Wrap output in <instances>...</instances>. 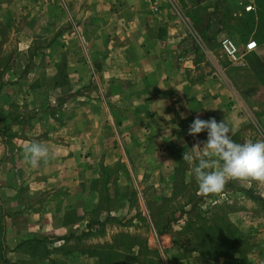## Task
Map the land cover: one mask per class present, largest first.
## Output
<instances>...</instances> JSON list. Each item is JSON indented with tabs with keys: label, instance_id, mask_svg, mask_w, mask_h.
I'll list each match as a JSON object with an SVG mask.
<instances>
[{
	"label": "rangeland",
	"instance_id": "1",
	"mask_svg": "<svg viewBox=\"0 0 264 264\" xmlns=\"http://www.w3.org/2000/svg\"><path fill=\"white\" fill-rule=\"evenodd\" d=\"M239 1L240 4L233 5L228 0H218L207 39L203 40L193 28L201 40L200 46L173 12L172 23L183 30L180 64L193 62L200 74L210 77L213 93L224 100L228 98L229 113L213 118L218 122L224 120L232 128V139L237 143L264 141V0ZM9 6L6 10L14 19L0 20V66L7 59L17 65L26 64V68L17 70L21 79L31 77L26 85L40 83L47 89L62 77L72 80L80 76L73 64L69 69L62 66L66 60L82 59L89 77L79 90L72 80L68 94L56 92L54 87L46 98L34 95L30 102L22 101L20 110L10 103L6 109L13 114L17 111L23 118L22 126L28 127L22 135L24 131L30 135V126L36 127L35 134H40L45 126L57 125L59 117L70 107L74 110L102 104V112L106 113L107 99L96 80L97 59L88 48L86 35L95 40L91 17L107 12L108 7L101 9L97 0H15ZM246 7L251 10L246 12ZM110 11L106 16L113 18ZM224 36L232 38L240 49L252 39L257 49L243 55L240 64L231 65L219 48ZM196 47L198 52L187 51ZM2 77L1 74L0 88ZM18 85L20 89L25 87ZM4 116L0 112V124ZM190 125L171 132L166 125L169 139L151 140L143 163L142 152L137 148L131 149L133 162L129 164L121 162L122 155L118 162H109V154H105L109 149H98L103 155L101 163H87L84 173L79 174V178H87L86 182L70 180L81 184L69 196L66 190L73 188H64V180H44L45 185L39 184L43 188L38 189L37 180L24 176L20 170L15 174L13 171L19 168L14 162L20 156L21 145L13 134L4 136L0 132V163L8 161L10 173L7 181L0 176L3 241L8 247V261L98 264L91 251L106 248L105 253H113L114 258L116 255L121 264H264V205L239 191L249 190L264 199V183L232 180L222 193L201 194L192 174L196 161L189 163L183 156L194 146L203 147L207 132L190 136ZM111 135L115 138L112 129L102 132L103 137ZM142 135L136 133L138 139ZM85 183L89 194L81 189ZM107 217V224L97 227L95 222L101 223ZM166 219L171 220L172 234L159 237L155 221L162 225ZM71 234L84 235L81 240H62ZM35 239H46L47 243H31L16 249L20 243Z\"/></svg>",
	"mask_w": 264,
	"mask_h": 264
},
{
	"label": "crops",
	"instance_id": "2",
	"mask_svg": "<svg viewBox=\"0 0 264 264\" xmlns=\"http://www.w3.org/2000/svg\"><path fill=\"white\" fill-rule=\"evenodd\" d=\"M97 1L101 9L108 7V11L91 17L96 30L93 35L95 40H90L86 35L87 31L85 35L88 48L97 59L94 63L98 74L96 80L99 90L105 93L107 99V115L102 112V104L91 108L84 105L81 109L78 107L74 110L70 107L59 117L57 125L45 126L46 129L40 134H35L36 127L31 129L30 126V135L25 134V131L22 135L23 129L28 127L22 126L23 118L17 111L13 114L6 109L10 103L16 104V108L20 110L23 108L22 101L30 102L34 95L46 98L50 90H55L54 87H57L56 92L68 94L73 85L72 80L79 90L88 82L89 77L84 71L86 68L82 59L66 60L62 66L69 69L73 64L72 67L80 70L77 71L80 76L72 80L62 77L61 81L51 82L52 88L47 89L39 86L40 83L35 86L26 85L31 77L21 79V75L17 73L20 68H26V64L17 65L15 61L7 59L0 66V75L3 76L0 112L5 114L0 132L4 136L13 134L21 145L20 156L14 162L19 169L13 172L17 174L20 170L24 176L37 180L38 189L43 188L39 184L45 185L44 180H64L67 182L63 183L64 188H73L66 190L68 196L74 194L73 191L80 187L79 184L86 182L87 178H79V174L84 173L87 163H101L103 155L98 153V149H109L105 151V154H109V162H118L122 155L124 158H121V162L129 164L133 162L130 151L137 148L142 152L140 156H143V163L145 152L151 147V140L153 142L156 137L157 140L161 137L165 141L169 139L168 131L180 130L179 127L190 125L197 118L206 121L208 117L212 119L214 115L229 113L228 98L225 97L224 100L213 93L212 82L208 80L210 77L200 74L193 62L180 64L179 44L183 30L179 31L172 23L174 13L182 24H185V19L193 26L199 36L208 34L212 32L213 7L218 0ZM14 2L15 0H0L3 6L0 20L14 19L13 14L6 10ZM228 2L233 5L241 3L239 0ZM110 10L113 18L106 16L110 14ZM112 22L114 24L110 25ZM104 28L108 30L104 31ZM18 84L25 87L20 89ZM57 84L60 86H56ZM10 98L12 101L8 102ZM166 125L170 128L168 131ZM110 129L114 130L115 138L112 135L103 137L102 132H109ZM138 132L143 134L140 139L136 137ZM145 133L147 137H144ZM34 141L44 143L50 153L49 161L41 163L37 168L28 166L24 160L25 148ZM89 149H92L93 154ZM8 164V161L0 163V176L4 181L9 180ZM73 179L81 183H71ZM81 187L84 194H89V189L85 188L86 183Z\"/></svg>",
	"mask_w": 264,
	"mask_h": 264
},
{
	"label": "clouds",
	"instance_id": "3",
	"mask_svg": "<svg viewBox=\"0 0 264 264\" xmlns=\"http://www.w3.org/2000/svg\"><path fill=\"white\" fill-rule=\"evenodd\" d=\"M207 132L203 147L185 151L183 160L196 161L192 174L201 194H218L232 180H254L264 183V141L237 143L232 139V128L224 121L212 118L195 119L188 134L196 137ZM50 153L42 142H31L24 150L25 163L37 168L47 163Z\"/></svg>",
	"mask_w": 264,
	"mask_h": 264
},
{
	"label": "trees",
	"instance_id": "4",
	"mask_svg": "<svg viewBox=\"0 0 264 264\" xmlns=\"http://www.w3.org/2000/svg\"><path fill=\"white\" fill-rule=\"evenodd\" d=\"M201 38H203V40L207 39L208 34H201L200 35ZM194 51L198 52V49L196 47V49H194ZM239 191L245 193L251 200L254 201H259L264 205V199L260 198V197H256L253 195V193L249 190H242L239 189ZM196 205L193 206L192 210H195ZM183 214V212L181 213ZM3 218V214L2 211L0 209V264H11L10 261H8L7 256H6V252L8 250V247L4 244L3 241V235H4V224L2 221ZM109 221V217H107L103 222H95V224L97 225V227L103 228L105 224H107V222ZM155 228H156V234L157 236H164V235H169L172 234V226H171V220H165L164 223L162 225H159L158 223H156L155 221ZM84 234L81 235H75V234H71L68 237H66L65 239H62L63 241H69L72 239H76V240H81L82 236ZM31 243H36L42 246H45L46 239H35L33 241H28V242H24V243H20L17 248H20L21 246L24 245H30ZM130 248V247H129ZM110 250H112V248H109ZM106 248H102L101 251L96 252V251H91L92 256L97 257L98 260V264H121V260L116 258H114V254L113 253H105ZM118 257V256H117ZM239 264H243L240 263Z\"/></svg>",
	"mask_w": 264,
	"mask_h": 264
},
{
	"label": "built area",
	"instance_id": "5",
	"mask_svg": "<svg viewBox=\"0 0 264 264\" xmlns=\"http://www.w3.org/2000/svg\"><path fill=\"white\" fill-rule=\"evenodd\" d=\"M246 12L251 10V7L245 8ZM184 23L189 30V34L191 35L193 41L200 46L201 40L199 36L196 34L195 30L190 26V24L184 19ZM219 48L222 56L226 59V61L231 65H238L241 63V58L243 55L251 53L257 49V43L254 40H248L243 49H240L235 41L229 36H224L221 38L219 42ZM191 54L194 53V50L191 52L187 49Z\"/></svg>",
	"mask_w": 264,
	"mask_h": 264
}]
</instances>
